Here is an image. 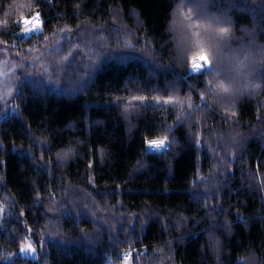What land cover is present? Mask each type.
Returning a JSON list of instances; mask_svg holds the SVG:
<instances>
[{
	"label": "trees",
	"instance_id": "obj_1",
	"mask_svg": "<svg viewBox=\"0 0 264 264\" xmlns=\"http://www.w3.org/2000/svg\"><path fill=\"white\" fill-rule=\"evenodd\" d=\"M53 38L63 85L0 102V264H264V0H0V45Z\"/></svg>",
	"mask_w": 264,
	"mask_h": 264
},
{
	"label": "rangeland",
	"instance_id": "obj_2",
	"mask_svg": "<svg viewBox=\"0 0 264 264\" xmlns=\"http://www.w3.org/2000/svg\"><path fill=\"white\" fill-rule=\"evenodd\" d=\"M63 34L67 36L66 33ZM63 34L59 39L66 38ZM59 42L60 40L56 41L55 38L46 40L44 45L34 53L27 51L28 56L26 57L13 53L7 46L0 45V102L10 101L15 86L24 79L41 78L50 84L63 85L60 80L64 72L60 67ZM29 244H31L30 249L28 248ZM22 249H25L21 250L22 256L31 259L37 258V252L32 242L27 241ZM129 254L128 257H124L123 264H132V256L130 252Z\"/></svg>",
	"mask_w": 264,
	"mask_h": 264
},
{
	"label": "snow or ice",
	"instance_id": "obj_3",
	"mask_svg": "<svg viewBox=\"0 0 264 264\" xmlns=\"http://www.w3.org/2000/svg\"><path fill=\"white\" fill-rule=\"evenodd\" d=\"M39 13L36 14V17L38 18ZM25 24L31 23V21H24ZM39 26L42 27V22H39ZM37 29H25L26 32H32ZM228 28H218L217 32L221 36L228 33ZM197 37H199V33H196ZM212 51L209 47H207L202 40L197 39L195 42V45L193 46V49L191 51V54L188 57V65L193 73H199L206 69L207 67L212 65V58H211ZM211 83V82H209ZM218 88L223 90L224 92L229 91L228 87L225 86V84L221 81L218 84ZM142 99V98H139ZM166 102H173L172 98H169ZM235 115V113H232ZM167 137H164L162 139H151L146 141L147 150H159L165 147ZM67 155V153H65ZM28 248H31V244L28 245ZM24 251L25 249H21Z\"/></svg>",
	"mask_w": 264,
	"mask_h": 264
},
{
	"label": "built area",
	"instance_id": "obj_4",
	"mask_svg": "<svg viewBox=\"0 0 264 264\" xmlns=\"http://www.w3.org/2000/svg\"><path fill=\"white\" fill-rule=\"evenodd\" d=\"M25 21H31V23L25 24L24 23V32L25 34L30 37L32 35H36V34H40L43 32V20L40 17H32V18H28ZM39 22H42V27L39 26ZM25 29H37L35 31L32 32H26ZM169 149V146L167 144V142H165V147L159 150H151V151H155V152H162ZM125 257H128L129 254L125 253L124 254Z\"/></svg>",
	"mask_w": 264,
	"mask_h": 264
},
{
	"label": "clouds",
	"instance_id": "obj_5",
	"mask_svg": "<svg viewBox=\"0 0 264 264\" xmlns=\"http://www.w3.org/2000/svg\"><path fill=\"white\" fill-rule=\"evenodd\" d=\"M211 58H212V60L213 61H215V54L212 52V54H211ZM246 68V63H245V60H239L238 61V66H237V70L238 71H243L244 69ZM209 82H211L210 84L212 85V87L217 91V92H222L223 90H221L220 88H218V84L221 82V81H219V80H215V81H209ZM224 84H225V86L226 87H228V89L229 90H231L232 89V87H233V85L232 84H230V83H228V82H223ZM252 86V84H251V82H250V84H249V87H251ZM248 91V89L246 88L245 89V93Z\"/></svg>",
	"mask_w": 264,
	"mask_h": 264
}]
</instances>
